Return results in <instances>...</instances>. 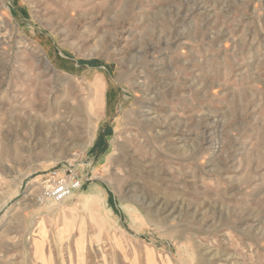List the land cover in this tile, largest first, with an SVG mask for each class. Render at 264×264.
Returning <instances> with one entry per match:
<instances>
[{
    "label": "rangeland",
    "instance_id": "obj_1",
    "mask_svg": "<svg viewBox=\"0 0 264 264\" xmlns=\"http://www.w3.org/2000/svg\"><path fill=\"white\" fill-rule=\"evenodd\" d=\"M0 264H264V0H0Z\"/></svg>",
    "mask_w": 264,
    "mask_h": 264
},
{
    "label": "built area",
    "instance_id": "obj_2",
    "mask_svg": "<svg viewBox=\"0 0 264 264\" xmlns=\"http://www.w3.org/2000/svg\"><path fill=\"white\" fill-rule=\"evenodd\" d=\"M82 186L83 179L74 171L68 169L61 174L58 171H53L41 183L36 200L38 203L53 202L60 204L79 191Z\"/></svg>",
    "mask_w": 264,
    "mask_h": 264
},
{
    "label": "bare ground",
    "instance_id": "obj_3",
    "mask_svg": "<svg viewBox=\"0 0 264 264\" xmlns=\"http://www.w3.org/2000/svg\"><path fill=\"white\" fill-rule=\"evenodd\" d=\"M97 82V81H96ZM89 93H90V96L92 97V99L93 100H91V101H89L88 103H87V105H88V108H89V111L91 112V114L93 113V114H95L94 113V111H95V107H94V100H96V97H97V94H98V89L97 88H95V90H91L90 89V91H89ZM105 101V100H104ZM100 103V102H99ZM96 104V103H95ZM48 143V141L46 142L45 141V144H47ZM93 215V214H92Z\"/></svg>",
    "mask_w": 264,
    "mask_h": 264
}]
</instances>
